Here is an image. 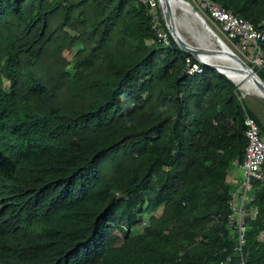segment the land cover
I'll return each mask as SVG.
<instances>
[{"label": "trees", "instance_id": "1", "mask_svg": "<svg viewBox=\"0 0 264 264\" xmlns=\"http://www.w3.org/2000/svg\"><path fill=\"white\" fill-rule=\"evenodd\" d=\"M169 39L138 0H0V264H264V182L230 221L264 98Z\"/></svg>", "mask_w": 264, "mask_h": 264}, {"label": "built area", "instance_id": "2", "mask_svg": "<svg viewBox=\"0 0 264 264\" xmlns=\"http://www.w3.org/2000/svg\"><path fill=\"white\" fill-rule=\"evenodd\" d=\"M149 8V14L152 16L154 25L157 27L159 41L163 45H171L168 31L158 26L161 20L159 0H139ZM211 14L210 19L234 45L237 50L249 61L264 67V28H258L246 18L236 15L232 10L221 4L213 3L211 0H204ZM187 74L194 75L202 73L204 68L193 60L190 56L186 58ZM246 136L248 145L245 158L239 167L243 171L242 179L238 187L232 193L230 201L233 213L231 214V226L237 229L240 243L243 242L246 227L243 225L244 216L248 205L254 200L252 190L255 181L264 182V139L262 138L260 128L255 119L249 114L246 115ZM236 164H238L236 162ZM256 213V210H254ZM241 250V247H239ZM220 264H225L221 262Z\"/></svg>", "mask_w": 264, "mask_h": 264}, {"label": "water", "instance_id": "3", "mask_svg": "<svg viewBox=\"0 0 264 264\" xmlns=\"http://www.w3.org/2000/svg\"><path fill=\"white\" fill-rule=\"evenodd\" d=\"M163 10L164 19L166 22V25L172 34L175 41L178 43V45L185 51L192 54L195 58L205 62L199 54H205V53H225V55L230 56L234 62L237 64L238 68L237 71L242 74H246L250 76L254 83L257 85V87L264 92V81L260 78L257 71L254 70L252 66L249 65L248 62H246L236 51H234L226 42L216 33L212 27L208 24L206 18L195 8L194 4L191 3L188 0H180L184 4H186L190 11L202 22V24L205 26V28L208 30L210 35L216 40L218 47H206L204 45H193L189 41H187L182 34L179 31V28L177 26L176 17H174V13L172 10V7L170 5L169 0H160ZM199 53V54H198ZM209 67L217 69L219 72L225 74L228 78L234 81V79L225 71L227 69L235 70L234 67L225 66L223 64H210L205 62ZM235 82V81H234ZM236 83V82H235ZM237 84V87L240 86ZM264 98V95H260Z\"/></svg>", "mask_w": 264, "mask_h": 264}, {"label": "rangeland", "instance_id": "4", "mask_svg": "<svg viewBox=\"0 0 264 264\" xmlns=\"http://www.w3.org/2000/svg\"><path fill=\"white\" fill-rule=\"evenodd\" d=\"M197 4L199 5L198 7H199L200 13L206 18L210 27H212V29H214L216 31V33L222 37V39L226 42V44H228L231 48H233L236 51V53L241 55L243 57V59L248 62L249 60L247 58H245V56L243 54H241L237 50V48L227 40V38L224 36L222 31L220 30V27L216 26L211 21L209 16L204 12L203 7H206V4L203 3L202 0H197ZM187 9L182 8V10H181V7L179 9L177 7L176 13H175L176 14V22L178 23L177 26H178L179 31L182 34V36L187 41H191L190 43H192L193 45H209L212 47H218L216 40L212 37V35H210L208 30L202 24V22L191 11H188L189 9L188 10ZM183 12H184V14H183ZM180 15H181V17H180ZM250 62H253V61L250 60ZM239 86H240L239 89L243 93L244 96H251V97L256 96V97L262 98L257 93L245 90L243 88V86L241 87V85H239Z\"/></svg>", "mask_w": 264, "mask_h": 264}, {"label": "bare ground", "instance_id": "5", "mask_svg": "<svg viewBox=\"0 0 264 264\" xmlns=\"http://www.w3.org/2000/svg\"><path fill=\"white\" fill-rule=\"evenodd\" d=\"M169 1H170V5L172 7L173 13H174V17H176L175 13H176L177 7H178V9L181 7V10H182V8H185V9L188 8L189 9V7L180 0H169ZM188 11H190V9ZM183 14H184V12H183ZM180 17H181V15H180ZM189 42H191V41H189ZM204 46L210 47L209 45H204ZM199 55L207 63L223 64L225 66H228V68L234 67L235 70H231V69L226 68L225 71L234 79V81L236 83H238V85H241V87L243 86V88L245 90H248L250 92L257 93L258 95H264V92L261 91L257 87V85L254 83V80L250 76H248L246 74L239 73L237 71L236 68H238V66L230 56L225 55V53H222V52H219V53L216 52L214 54L205 53V54H199Z\"/></svg>", "mask_w": 264, "mask_h": 264}, {"label": "clouds", "instance_id": "6", "mask_svg": "<svg viewBox=\"0 0 264 264\" xmlns=\"http://www.w3.org/2000/svg\"><path fill=\"white\" fill-rule=\"evenodd\" d=\"M139 1V0H138ZM159 2H160V12H161V19L163 18L164 19V15H163V10H162V5H161V1L159 0ZM196 2H197V0H196ZM202 2L203 3H205V1L204 0H202ZM192 3V2H191ZM195 4V3H194ZM197 10L199 11V8H197ZM203 10H204V12L209 16V18L211 17V14H210V12H209V10H208V7L206 6V7H203ZM208 10V11H207ZM200 12V11H199ZM165 20V19H164ZM212 21V20H211ZM213 22V21H212ZM215 24V23H214ZM167 26V25H166ZM167 31H168V34H169V29H168V27L167 28H165ZM172 35V34H171ZM221 37V36H220ZM222 38V37H221ZM171 41V40H170ZM233 49V48H232ZM234 50V49H233ZM235 51V50H234ZM192 55V54H191ZM241 56V55H240ZM188 57V56H187ZM186 57V58H187ZM192 59H193V57L192 56H190ZM242 57V56H241ZM243 58V57H242ZM193 60H195V61H197V62H200V64L202 65V67L204 68V66L203 65H206V66H208L205 62H203V61H201V60H199V59H193ZM247 62V61H246ZM250 61H248V63H249ZM253 63V62H252ZM255 64V63H254ZM255 65H257V64H255ZM259 66V65H258ZM187 67V66H186ZM209 67V66H208ZM211 68V67H210ZM215 69V68H214ZM204 70H205V68H204ZM217 70V69H216ZM187 71V70H186ZM204 72V71H203ZM202 72V73H203ZM263 98V97H262ZM239 169L241 170V168L239 167ZM242 171V170H241ZM243 172V171H242ZM262 182V181H261ZM238 187V185L236 186V188ZM4 207V205L3 204H1L0 203V210L2 209ZM254 210H256V213L254 212ZM252 211H253V213H254V215L255 214H257V209H252ZM231 221V220H230ZM233 227V226H232ZM234 228V227H233ZM235 229V228H234ZM235 231L238 233V231H237V229H235ZM242 249V248H241Z\"/></svg>", "mask_w": 264, "mask_h": 264}, {"label": "crops", "instance_id": "7", "mask_svg": "<svg viewBox=\"0 0 264 264\" xmlns=\"http://www.w3.org/2000/svg\"><path fill=\"white\" fill-rule=\"evenodd\" d=\"M241 175H243V172L240 169H236L233 174L230 177V181L234 183L235 185L238 184Z\"/></svg>", "mask_w": 264, "mask_h": 264}]
</instances>
